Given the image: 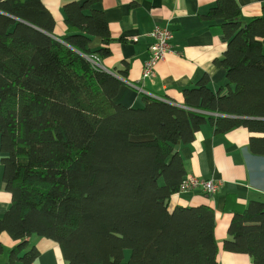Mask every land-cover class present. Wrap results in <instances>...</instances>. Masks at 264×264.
<instances>
[{
    "label": "trees",
    "instance_id": "trees-1",
    "mask_svg": "<svg viewBox=\"0 0 264 264\" xmlns=\"http://www.w3.org/2000/svg\"><path fill=\"white\" fill-rule=\"evenodd\" d=\"M100 1L66 3L56 35L44 0H0V161L11 195L0 236L15 242L7 264L34 262L30 236L55 241L67 264H219L213 208L169 209L186 175L180 153L170 156L206 122L216 133L247 129L249 151L264 156V4L246 23L237 0L202 15L222 20L218 90L204 75L181 90L180 105L143 95L126 107L114 102L122 81L91 61L112 40ZM222 249L264 264V200L233 212Z\"/></svg>",
    "mask_w": 264,
    "mask_h": 264
},
{
    "label": "crops",
    "instance_id": "crops-1",
    "mask_svg": "<svg viewBox=\"0 0 264 264\" xmlns=\"http://www.w3.org/2000/svg\"><path fill=\"white\" fill-rule=\"evenodd\" d=\"M84 0H44L55 20L54 33H64L63 6ZM216 0H101L95 9L104 12L110 38L109 54L98 60L101 69L114 73L122 85L114 102L126 107L141 106L143 95L163 99L180 105L181 90L196 84L206 75L212 90H218L224 81L225 70L216 65L222 57L225 40L221 19L206 22L202 15ZM242 21L261 14L264 0H237ZM155 26L167 27L172 32L168 53L155 66L154 76L143 77V65L149 56ZM102 44L96 38L92 46ZM127 67V72L120 73ZM239 127L225 133H216L206 122L198 129L194 139L179 145L186 175L218 183V190L208 195L201 187L179 191L169 199V209L175 206L207 204L214 210V236L218 244L219 264H253L249 255L222 249L233 212L242 211L250 200H264V156L249 151L250 136ZM2 152L0 151V159ZM3 165L0 161V217L11 201L10 192L2 181ZM3 250L0 264H7V253L15 242L6 233L0 236ZM26 240L37 247L38 257L32 264H67L57 243L49 238L30 236Z\"/></svg>",
    "mask_w": 264,
    "mask_h": 264
},
{
    "label": "built area",
    "instance_id": "built-area-1",
    "mask_svg": "<svg viewBox=\"0 0 264 264\" xmlns=\"http://www.w3.org/2000/svg\"><path fill=\"white\" fill-rule=\"evenodd\" d=\"M152 42L149 46V56L143 65V77L154 76L155 66L168 53L172 52L170 40L172 32L167 27L155 26L149 33ZM92 63L97 66L98 62L91 59ZM98 67V66H97ZM201 187L206 193L212 194L218 189V183L212 180L199 179L195 176L187 175L184 177L180 190H188Z\"/></svg>",
    "mask_w": 264,
    "mask_h": 264
},
{
    "label": "water",
    "instance_id": "water-1",
    "mask_svg": "<svg viewBox=\"0 0 264 264\" xmlns=\"http://www.w3.org/2000/svg\"><path fill=\"white\" fill-rule=\"evenodd\" d=\"M99 68H101L99 65H97ZM114 76H116L117 78H119L115 73ZM121 80V79H120ZM179 149V143L175 145L174 149H173V153L170 156V159L172 158V156L178 151Z\"/></svg>",
    "mask_w": 264,
    "mask_h": 264
}]
</instances>
